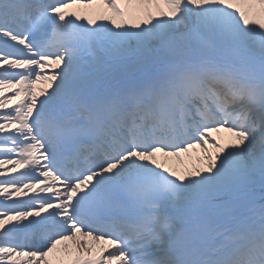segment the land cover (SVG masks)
I'll list each match as a JSON object with an SVG mask.
<instances>
[{"label": "snow or ice", "instance_id": "6c2138e0", "mask_svg": "<svg viewBox=\"0 0 264 264\" xmlns=\"http://www.w3.org/2000/svg\"><path fill=\"white\" fill-rule=\"evenodd\" d=\"M0 264H264V0H0Z\"/></svg>", "mask_w": 264, "mask_h": 264}, {"label": "bare ground", "instance_id": "6f19581e", "mask_svg": "<svg viewBox=\"0 0 264 264\" xmlns=\"http://www.w3.org/2000/svg\"><path fill=\"white\" fill-rule=\"evenodd\" d=\"M193 156H195L196 159H197V157L200 156V153H199V150L198 149L197 150H194V152L191 154L190 157L184 156L183 157V163H180L179 161H176L175 159H171L170 158L168 160V164H169L170 167H174L177 170H183V168L185 166H191L192 164H194V161H193V158H192Z\"/></svg>", "mask_w": 264, "mask_h": 264}, {"label": "rangeland", "instance_id": "374dc122", "mask_svg": "<svg viewBox=\"0 0 264 264\" xmlns=\"http://www.w3.org/2000/svg\"><path fill=\"white\" fill-rule=\"evenodd\" d=\"M189 155H191V154H189ZM192 158H193V161H194V163H195V161H196V157H195V156H193Z\"/></svg>", "mask_w": 264, "mask_h": 264}]
</instances>
